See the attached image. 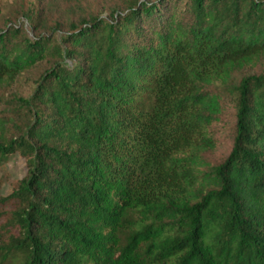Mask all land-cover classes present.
<instances>
[{"label":"trees","instance_id":"obj_1","mask_svg":"<svg viewBox=\"0 0 264 264\" xmlns=\"http://www.w3.org/2000/svg\"><path fill=\"white\" fill-rule=\"evenodd\" d=\"M23 17L0 25V88L43 69L0 107V162L28 167L0 264H264V0Z\"/></svg>","mask_w":264,"mask_h":264},{"label":"rangeland","instance_id":"obj_2","mask_svg":"<svg viewBox=\"0 0 264 264\" xmlns=\"http://www.w3.org/2000/svg\"><path fill=\"white\" fill-rule=\"evenodd\" d=\"M127 0H0V25L7 22H17L20 16L33 14V18L41 13L44 20L55 21L60 17L73 18L84 14L87 9H95L102 14H108L109 9L116 5H123ZM23 17V20H26ZM31 30V25H28ZM43 65H36L33 69L26 71L12 83L0 88V107L10 108L13 95L27 96L31 94L36 78ZM234 108L225 104L222 118L212 127L214 137L218 140L217 147L207 153L212 162L223 160L232 148ZM27 161L20 154L15 153L0 162V239H6L12 232V228L5 230V222L10 217L13 209L11 201H4L14 186L26 175ZM11 228V229H10Z\"/></svg>","mask_w":264,"mask_h":264}]
</instances>
